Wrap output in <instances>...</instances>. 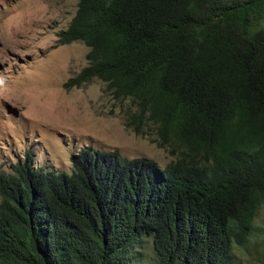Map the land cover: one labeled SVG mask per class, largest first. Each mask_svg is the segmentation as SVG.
Returning a JSON list of instances; mask_svg holds the SVG:
<instances>
[{"label":"trees","instance_id":"trees-1","mask_svg":"<svg viewBox=\"0 0 264 264\" xmlns=\"http://www.w3.org/2000/svg\"><path fill=\"white\" fill-rule=\"evenodd\" d=\"M264 0H76L56 44L127 103L160 167L83 145L70 170L25 150L0 169V264H243L264 205ZM147 247V248H146Z\"/></svg>","mask_w":264,"mask_h":264},{"label":"rangeland","instance_id":"rangeland-1","mask_svg":"<svg viewBox=\"0 0 264 264\" xmlns=\"http://www.w3.org/2000/svg\"><path fill=\"white\" fill-rule=\"evenodd\" d=\"M76 0H0V169L33 153L36 164L69 172L71 152L83 145L116 148L125 157L145 156L162 167L171 155L122 125L126 101L102 91L97 78L79 87L61 83L86 63L79 40L56 44ZM264 28V19L260 21ZM243 264H264V205L253 219ZM147 248V247H146Z\"/></svg>","mask_w":264,"mask_h":264}]
</instances>
